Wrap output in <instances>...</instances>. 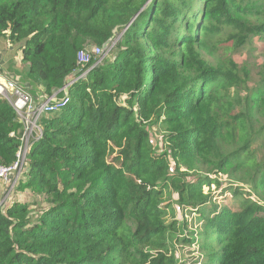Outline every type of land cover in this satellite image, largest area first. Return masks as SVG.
<instances>
[{"label": "trees", "instance_id": "16d2710c", "mask_svg": "<svg viewBox=\"0 0 264 264\" xmlns=\"http://www.w3.org/2000/svg\"><path fill=\"white\" fill-rule=\"evenodd\" d=\"M263 14L264 0H0L29 92L70 98L40 120L17 186L48 208L0 207V264H185L196 243L195 264H264V72L249 91V71L202 51L264 40ZM116 32L115 59L94 67ZM22 128L0 95L1 166L17 161ZM225 176L236 197L249 187L234 208L216 200ZM173 205L201 229L169 223Z\"/></svg>", "mask_w": 264, "mask_h": 264}, {"label": "rangeland", "instance_id": "374dc122", "mask_svg": "<svg viewBox=\"0 0 264 264\" xmlns=\"http://www.w3.org/2000/svg\"><path fill=\"white\" fill-rule=\"evenodd\" d=\"M152 1V0H151ZM259 20L264 21V14L259 16ZM115 38H113L109 44V49L107 52L104 53V59L103 60H110L111 62L115 59L116 55V44L119 40L118 36L120 35L118 32L115 33ZM213 39L211 40H206V48H202L203 53L206 55L208 59H210L213 62H217L223 59H232L234 63L240 68V69H246L250 73V80L248 82V88L249 91L254 89L257 90V87L261 86V78H262V73L264 72V40L260 38H255L251 41L250 44H248L246 47H244L241 50L232 52L231 50L229 51L228 49L224 47H219V48H213L214 45L212 44ZM0 43L1 49L6 51L8 54L6 57L9 56V59L12 61L14 55H17V50L15 48H10L9 47V42L5 39L0 37ZM81 55V54H80ZM74 59L76 60V57L74 56ZM80 62V59H79ZM103 62V61H102ZM11 64V65H12ZM23 66H26V63L23 62ZM71 75L69 77V80H72V78L75 76ZM247 90L241 92L242 96L246 95L248 92ZM232 93V91H231ZM229 93V95H231ZM55 115V114H53ZM40 128H42L40 124ZM150 133L154 137V139L159 140L161 137L160 130L158 127H155L154 129L150 130ZM261 156L263 153L260 154ZM26 174L23 176V183L27 181V177H25ZM227 179L226 184H231L232 182V188L231 187H224L222 190H218L217 193V203L220 205H229L230 208H234L233 206L236 202L241 203L243 201V195H247L246 192L248 190V186L244 184V188L240 189L238 192L242 193L243 195L240 197H236L234 194V188L236 189V186L240 185L238 180H233L225 176ZM222 183V182H221ZM19 186V185H18ZM11 186L9 185H4L3 187H0V207L3 208V212H6L9 208H11L14 204H22V206H29L30 213L32 216L35 218L42 212H44L47 208L48 205L44 202L43 198L35 195L32 191L30 190H21L18 189L19 187L16 188L14 191H10ZM246 190V191H245ZM174 208V205H173ZM175 209V208H174ZM182 208L175 209V211L170 212L167 217V221L176 223L180 225V221H186L187 226L186 228L191 232V231H197L201 229L202 224L200 225L198 223V218L194 213H185ZM182 224V223H181ZM187 231V233H190ZM180 254L182 257V262L185 264H195L196 260L199 258V249L197 243L191 247H187V249L182 248L180 250ZM195 256V257H193Z\"/></svg>", "mask_w": 264, "mask_h": 264}, {"label": "built area", "instance_id": "2783aa9c", "mask_svg": "<svg viewBox=\"0 0 264 264\" xmlns=\"http://www.w3.org/2000/svg\"><path fill=\"white\" fill-rule=\"evenodd\" d=\"M110 44V43H109ZM109 44L104 48L93 50L97 59V66L102 63L104 53L108 51ZM81 66L91 62V56L83 52L79 56ZM2 66L0 64V95L9 101L16 110L19 120L23 126L22 141L24 145L17 154V161L11 166L0 165V187L4 185L11 186L10 191L16 190L19 182L27 172L28 156L36 142L42 138V132L39 126L40 120L45 115L56 114L61 112L70 102L68 94L65 97L57 98L54 96L48 99H35L24 88L17 84L9 91L1 82ZM75 81L69 84L71 86Z\"/></svg>", "mask_w": 264, "mask_h": 264}, {"label": "crops", "instance_id": "0c3cea01", "mask_svg": "<svg viewBox=\"0 0 264 264\" xmlns=\"http://www.w3.org/2000/svg\"><path fill=\"white\" fill-rule=\"evenodd\" d=\"M1 45L2 44L0 43V64L2 66L3 71V78L1 82L9 91H11V89L14 88L17 84H19V86L29 92V90L27 89L29 88V84L25 83L27 80H24V75L27 74V65H22L23 56L21 52L19 50L17 51V55H14L15 59L13 60L12 64V61L9 59V56L6 57L8 53L1 49ZM9 47L13 48L11 44H9ZM31 93L34 97L38 98L39 100L47 97L43 94H40L39 92L33 91Z\"/></svg>", "mask_w": 264, "mask_h": 264}, {"label": "bare ground", "instance_id": "6f19581e", "mask_svg": "<svg viewBox=\"0 0 264 264\" xmlns=\"http://www.w3.org/2000/svg\"><path fill=\"white\" fill-rule=\"evenodd\" d=\"M98 66V65H97ZM96 67V66H95ZM2 72V78H3V71H1ZM2 78H1V80H2ZM39 124H40V122H39ZM40 126V125H39ZM41 129V128H40ZM41 132H42V130H41ZM42 135H43V133H42ZM37 143V142H36ZM35 143V144H36ZM22 145H24V142L22 141Z\"/></svg>", "mask_w": 264, "mask_h": 264}, {"label": "water", "instance_id": "95a60500", "mask_svg": "<svg viewBox=\"0 0 264 264\" xmlns=\"http://www.w3.org/2000/svg\"><path fill=\"white\" fill-rule=\"evenodd\" d=\"M129 27V26H128ZM66 93L68 94V90H66Z\"/></svg>", "mask_w": 264, "mask_h": 264}]
</instances>
